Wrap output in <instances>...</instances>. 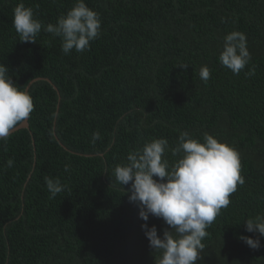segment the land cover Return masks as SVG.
<instances>
[{
	"label": "trees",
	"instance_id": "obj_1",
	"mask_svg": "<svg viewBox=\"0 0 264 264\" xmlns=\"http://www.w3.org/2000/svg\"><path fill=\"white\" fill-rule=\"evenodd\" d=\"M84 2L99 13L100 36L64 54L43 29L35 43L19 41L13 8L23 3L55 24L75 0H0V63L33 102L28 128L0 141V264H156L141 225L158 235L169 226L141 220L112 170L143 141L174 146L181 131L233 146L245 181L206 229L195 264H264V237L244 223L264 215V0ZM233 30L246 35L251 54L239 75L218 60ZM45 177L64 190L51 197Z\"/></svg>",
	"mask_w": 264,
	"mask_h": 264
},
{
	"label": "clouds",
	"instance_id": "obj_2",
	"mask_svg": "<svg viewBox=\"0 0 264 264\" xmlns=\"http://www.w3.org/2000/svg\"><path fill=\"white\" fill-rule=\"evenodd\" d=\"M13 27L21 42H36L43 31L59 37L64 54L84 52L90 42L100 36L99 13L90 9L84 0H75L55 24H42L34 18L33 10L23 3L13 8ZM246 35L233 30L222 38L218 60L222 66L239 75L249 63ZM187 68L189 65H177ZM250 70L246 75H254ZM198 75L207 82L210 70L206 65ZM33 111V102L27 87L14 83L8 68L0 63V141L7 142L11 134L25 124ZM99 132L92 133V141L99 139ZM170 153L171 161L165 156ZM127 163L117 164L112 170L115 182L129 185L126 194L139 209V218L145 222L149 216L161 218L169 226L158 235L157 228L141 225L150 247L158 253L156 264H195L205 245L206 229L215 221L222 208L230 204V195L237 185L244 184L240 174L239 152L226 142H219L213 135L204 133L202 140L187 131H181L174 146L165 138L143 141L130 151ZM7 166L13 160H7ZM66 172L69 166L65 165ZM51 197L64 190L59 178L45 177ZM245 230L264 237V215L246 219ZM250 248L261 247L260 239L241 236Z\"/></svg>",
	"mask_w": 264,
	"mask_h": 264
},
{
	"label": "water",
	"instance_id": "obj_3",
	"mask_svg": "<svg viewBox=\"0 0 264 264\" xmlns=\"http://www.w3.org/2000/svg\"><path fill=\"white\" fill-rule=\"evenodd\" d=\"M26 128H28V124H27V122L25 123V124H23V125H21L18 129H26ZM17 129V130H18ZM17 130H15L14 132H16ZM13 132V133H14Z\"/></svg>",
	"mask_w": 264,
	"mask_h": 264
},
{
	"label": "rangeland",
	"instance_id": "obj_4",
	"mask_svg": "<svg viewBox=\"0 0 264 264\" xmlns=\"http://www.w3.org/2000/svg\"><path fill=\"white\" fill-rule=\"evenodd\" d=\"M34 81V80H33Z\"/></svg>",
	"mask_w": 264,
	"mask_h": 264
}]
</instances>
